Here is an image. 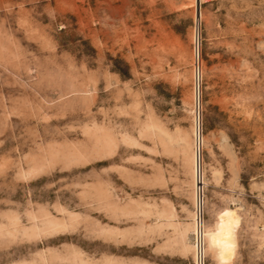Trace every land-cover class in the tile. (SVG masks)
I'll return each mask as SVG.
<instances>
[{"label": "rangeland", "instance_id": "obj_1", "mask_svg": "<svg viewBox=\"0 0 264 264\" xmlns=\"http://www.w3.org/2000/svg\"><path fill=\"white\" fill-rule=\"evenodd\" d=\"M0 264H264V0H0Z\"/></svg>", "mask_w": 264, "mask_h": 264}, {"label": "built area", "instance_id": "obj_2", "mask_svg": "<svg viewBox=\"0 0 264 264\" xmlns=\"http://www.w3.org/2000/svg\"><path fill=\"white\" fill-rule=\"evenodd\" d=\"M192 48H193V52L195 53L196 56V60H198V54H199V48H198V42H197V37H194L193 39V43H192ZM196 66H197V62H196ZM198 71L196 73V79L194 78V85L196 84V94H197V100H198V96H199V88H198ZM197 106H198V101H197ZM200 162H201V157H200V153H199V148L197 147V166H198V173H199V169H200ZM198 239H200V237L198 236ZM200 242L197 241L196 242V247L198 249V260L199 263L201 261L202 258V251L200 250Z\"/></svg>", "mask_w": 264, "mask_h": 264}, {"label": "water", "instance_id": "obj_3", "mask_svg": "<svg viewBox=\"0 0 264 264\" xmlns=\"http://www.w3.org/2000/svg\"><path fill=\"white\" fill-rule=\"evenodd\" d=\"M196 12L199 14V0H196Z\"/></svg>", "mask_w": 264, "mask_h": 264}]
</instances>
